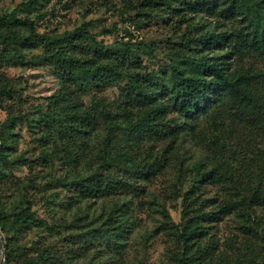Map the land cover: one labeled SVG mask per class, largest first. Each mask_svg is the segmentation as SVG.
<instances>
[{
  "label": "rangeland",
  "instance_id": "1",
  "mask_svg": "<svg viewBox=\"0 0 264 264\" xmlns=\"http://www.w3.org/2000/svg\"><path fill=\"white\" fill-rule=\"evenodd\" d=\"M26 1L0 0V15L12 13ZM149 3L44 0L37 6L18 10L17 18L27 24L10 31L6 26L0 27V45L6 46L3 36L7 33L30 34L31 23L40 35L53 36L89 24L90 31L106 45H133L143 64L135 66L132 62V71L168 78L174 65L183 63L185 55L190 54L186 47L187 24L181 17L169 16L167 6ZM186 13L193 21L214 23L204 13ZM19 48L23 50L24 62L9 60L2 71L14 83L16 96L8 102L12 104V113L21 119L12 129L15 138L11 154L26 163L12 169L11 181L0 188V198L15 201L25 193L33 200V209L40 217L60 227L58 233L33 228L21 238L20 244L29 246L32 254L42 245H51L62 256L63 264H177L184 255V246L175 234L176 228H168L165 213L168 211L175 223L182 221L183 195L200 178L196 165L202 164L203 171H214L216 176L197 190L205 211L224 206L231 195H240L239 191L248 194L250 179L264 169V94L254 109L228 99L200 119L189 121L187 129H175L184 119L176 111L168 110L164 121L179 131L177 137L146 135L134 146L139 161L160 160L162 169L146 180L139 179L134 192L82 199L73 205L72 197L79 196L69 183L79 173L87 175L101 170L105 153L123 159L129 138H135L132 126L144 110L126 108L119 98L120 87L106 89L97 95L105 104L104 108L99 107L104 114L87 146H69L67 141L56 138L50 143L51 160L42 166L37 160L42 152L39 134L33 131L30 120L39 116V108L47 107L48 97L58 91L60 82L52 66L37 62L45 53L43 48ZM230 63L233 71L251 69L264 73V56L251 50L233 57ZM92 98L84 96L87 106ZM7 115L6 103H0V123ZM0 142L1 149V138ZM69 147L81 151L77 162L68 158ZM31 178L34 187L25 190L17 184ZM232 185L238 188L233 189ZM123 202H129L131 210L119 213L116 224L127 218L132 221L125 236L119 237L111 228L114 223L110 213L117 203ZM5 243L3 234L0 257L2 251L5 255ZM188 255L184 264H264V207H255L250 216L238 211L221 214L208 228V236L190 248Z\"/></svg>",
  "mask_w": 264,
  "mask_h": 264
},
{
  "label": "trees",
  "instance_id": "2",
  "mask_svg": "<svg viewBox=\"0 0 264 264\" xmlns=\"http://www.w3.org/2000/svg\"><path fill=\"white\" fill-rule=\"evenodd\" d=\"M44 0H27L10 14L0 15V27L10 31L15 26L27 24L17 18L19 9H29L41 4ZM155 5L167 6L169 16H178L187 24L186 47L190 51L183 63L173 67L168 78L157 74L132 71L135 66L143 64L140 53L131 43L121 42V46L112 47L97 39L96 33L84 24L74 31L62 35H40L34 23L28 35L7 33L4 37L5 47L0 45V103L5 102L8 109L6 119L0 123V188L11 181L12 169L26 163L20 157L12 156L14 128L20 117L14 115L11 101L16 96L13 81L2 71L8 61H23V50L19 45L28 48H43L45 53L37 62H45L53 68L59 79L60 88L48 97L46 108H39V116L33 117L30 123L33 131L39 134L38 140L42 152L38 163L45 166L51 160L50 143L56 138L67 141L69 146H87L103 116L102 98L97 95L106 89L117 86L126 108L130 106L144 110L137 116L132 126L135 138L125 150V155L118 158L105 153L101 160V170L90 174L79 173L69 184L79 197H72L73 205L82 199L101 198L108 195L128 194L138 190L135 187L139 179L146 180L162 169L160 160L139 161L135 145L144 136L163 138L177 137L179 131L170 128L164 121L168 110L176 111L183 117V123L175 129H187L188 122L207 115L210 109L228 99L234 100L241 107L254 109L264 94V73L257 70L241 69L233 71L230 59L242 56L246 50L264 56V0H148ZM150 3L148 5H150ZM147 4V3H146ZM164 7H161L163 9ZM186 12L206 14L213 18L208 21H193ZM111 32V30H106ZM211 54H214L212 56ZM19 58V59H18ZM92 96V103L87 106L84 96ZM3 101V102H1ZM8 102V103H7ZM207 113V114H206ZM134 121V122H135ZM81 151L69 147L68 158L77 162ZM29 162V161H27ZM197 170L200 178L193 187L183 195L182 221L175 223L166 211L167 226L176 228V235L184 246V255L177 264H184L189 258V249L201 244L208 236L212 222L238 211L250 216L255 207H264V169L250 179V192L239 191L240 195L226 200L220 208L203 210V200L197 190L212 182L216 177L214 171H203L202 164ZM34 180L18 182L21 189L34 187ZM233 189L238 187L232 185ZM131 210L129 202L119 203L110 213L113 220L111 227L116 235L124 237L132 219L127 218L116 224L119 213L126 214ZM115 215V218L113 216ZM254 221L253 217H250ZM125 222V223H124ZM116 224V225H115ZM0 228L5 235L6 264H63L62 256L51 245H42L32 250L20 244L33 228H40L53 233L60 231L59 225L50 223L39 216L33 209V200L21 193L15 201H4L0 198Z\"/></svg>",
  "mask_w": 264,
  "mask_h": 264
},
{
  "label": "water",
  "instance_id": "3",
  "mask_svg": "<svg viewBox=\"0 0 264 264\" xmlns=\"http://www.w3.org/2000/svg\"><path fill=\"white\" fill-rule=\"evenodd\" d=\"M0 146H1V142H0ZM3 239V233L1 231L0 228V241ZM0 264H5V255H4V251H2V255L0 257Z\"/></svg>",
  "mask_w": 264,
  "mask_h": 264
}]
</instances>
